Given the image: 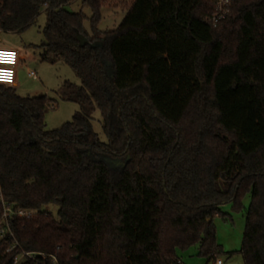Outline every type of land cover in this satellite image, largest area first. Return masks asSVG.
Listing matches in <instances>:
<instances>
[{
	"label": "trees",
	"instance_id": "trees-1",
	"mask_svg": "<svg viewBox=\"0 0 264 264\" xmlns=\"http://www.w3.org/2000/svg\"><path fill=\"white\" fill-rule=\"evenodd\" d=\"M72 1L0 0V31L46 11L42 60L81 79L62 93L80 109L52 130L53 99L0 84V194L35 211L15 222L22 246L60 264H183L177 247L198 243L214 263V218L248 192L241 253L264 264V0H231L217 26L213 0H132L104 33L109 1L83 0L91 32ZM96 108L107 141L92 129ZM13 259L0 243V264Z\"/></svg>",
	"mask_w": 264,
	"mask_h": 264
},
{
	"label": "rangeland",
	"instance_id": "rangeland-1",
	"mask_svg": "<svg viewBox=\"0 0 264 264\" xmlns=\"http://www.w3.org/2000/svg\"><path fill=\"white\" fill-rule=\"evenodd\" d=\"M108 5L100 9V20L97 29L100 33L113 30L118 27L126 15L132 0H108ZM65 9L72 12H80L87 16L84 25L87 31L91 32L92 9L83 5V0H73L65 6ZM47 21V12L43 11L35 25L29 29L17 31H0V47L15 48L24 56L21 66L18 68L17 92L21 96L48 95L53 102L45 114V123L48 129H57L73 119L75 113L80 109L78 103L62 98L63 85L66 80L77 85L81 79L76 71L63 61L51 63L41 58L42 50L39 46L45 41L43 29ZM35 70L37 78L29 76V71ZM102 115L99 108L93 113L92 129L102 141H107L106 133L101 124ZM121 164L112 165L120 167ZM251 203L250 193L242 197V207H235L234 202L229 201L221 205V214L214 218L216 228V242L221 247L218 259L224 264H245L241 253L243 237L246 227V212ZM57 206L51 205L56 215ZM177 255L183 264H208L207 258L200 254L198 243L188 247H177ZM209 264H213L210 261Z\"/></svg>",
	"mask_w": 264,
	"mask_h": 264
},
{
	"label": "built area",
	"instance_id": "built-area-1",
	"mask_svg": "<svg viewBox=\"0 0 264 264\" xmlns=\"http://www.w3.org/2000/svg\"><path fill=\"white\" fill-rule=\"evenodd\" d=\"M214 12L210 20L217 26L229 14L231 0H213ZM21 53L10 47H0V84L15 86L17 82L18 68L21 66ZM29 76L37 78L35 70L29 71ZM2 212L0 214V243L7 244V251L14 253L11 264H60V258L56 253L40 250L25 249L16 236L15 222L19 219H29L35 215V211L26 208H17L8 203L0 194ZM213 264H224L221 259H216Z\"/></svg>",
	"mask_w": 264,
	"mask_h": 264
},
{
	"label": "water",
	"instance_id": "water-1",
	"mask_svg": "<svg viewBox=\"0 0 264 264\" xmlns=\"http://www.w3.org/2000/svg\"><path fill=\"white\" fill-rule=\"evenodd\" d=\"M77 38H78L81 46H85L89 43L88 38L82 34H78ZM110 162L112 165H115V164H117V165L121 164L122 165V162L120 160H110Z\"/></svg>",
	"mask_w": 264,
	"mask_h": 264
},
{
	"label": "crops",
	"instance_id": "crops-1",
	"mask_svg": "<svg viewBox=\"0 0 264 264\" xmlns=\"http://www.w3.org/2000/svg\"><path fill=\"white\" fill-rule=\"evenodd\" d=\"M21 58H22V60L24 59V56H23L22 54H21ZM22 60H21V62H22ZM17 76H18V75H17ZM16 85H17V82H16ZM16 85H15V86H16Z\"/></svg>",
	"mask_w": 264,
	"mask_h": 264
}]
</instances>
